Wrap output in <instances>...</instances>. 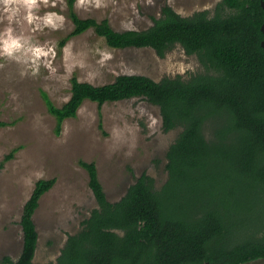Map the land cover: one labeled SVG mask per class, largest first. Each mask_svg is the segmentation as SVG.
Segmentation results:
<instances>
[{
	"label": "trees",
	"instance_id": "trees-1",
	"mask_svg": "<svg viewBox=\"0 0 264 264\" xmlns=\"http://www.w3.org/2000/svg\"><path fill=\"white\" fill-rule=\"evenodd\" d=\"M75 3L69 0L75 27L62 46L89 29L113 48H152L160 57L179 44L198 56L206 72L160 81L123 74L104 85L74 77L71 98L62 107L44 94L57 135L87 100L101 108L143 98L160 108L166 132L181 129L167 152L168 180L160 189L144 172L112 202L96 163L80 161L98 206L68 237L54 264H241L264 257L262 0H221L213 15L201 10L183 16L167 5L151 27L123 32L107 19L81 18ZM55 183L54 178L36 183L21 219L22 253L17 261L6 257V263L33 264L39 242L34 215Z\"/></svg>",
	"mask_w": 264,
	"mask_h": 264
},
{
	"label": "rangeland",
	"instance_id": "rangeland-1",
	"mask_svg": "<svg viewBox=\"0 0 264 264\" xmlns=\"http://www.w3.org/2000/svg\"><path fill=\"white\" fill-rule=\"evenodd\" d=\"M220 1L85 0L80 4L76 0L75 11L83 19H107L123 32L151 27L167 5L190 16L201 10L214 14ZM29 13L31 22L25 19ZM8 27L20 37L21 47L11 55L0 52V121L6 123L0 126V264H9L6 257L18 260L24 206L40 179L53 178L55 185L42 196L34 215L39 242L33 264H54L68 237L82 229L98 206L89 173L80 161L96 163L112 202L119 201L144 172L155 178L160 189L168 180L167 152L181 129L166 132L159 107L143 98L109 102L101 108L87 100L57 135V121L44 94L62 107L71 98L74 77L104 85L123 74L147 75L156 81L188 79L206 68L179 44L160 57L152 48H113L94 29L62 46L75 27L69 0H36L33 8H21L15 22L0 20V34Z\"/></svg>",
	"mask_w": 264,
	"mask_h": 264
},
{
	"label": "clouds",
	"instance_id": "clouds-1",
	"mask_svg": "<svg viewBox=\"0 0 264 264\" xmlns=\"http://www.w3.org/2000/svg\"><path fill=\"white\" fill-rule=\"evenodd\" d=\"M36 0H0V20L6 19L9 23L16 21V18L21 13V8H33ZM85 0H79L83 4ZM99 3V0H98ZM25 19L31 22V13ZM14 29L8 27L2 34H0V52L5 55H11L21 47V39L15 36ZM39 55V50L37 49ZM155 123V121H153ZM130 154V153H129Z\"/></svg>",
	"mask_w": 264,
	"mask_h": 264
},
{
	"label": "water",
	"instance_id": "water-1",
	"mask_svg": "<svg viewBox=\"0 0 264 264\" xmlns=\"http://www.w3.org/2000/svg\"><path fill=\"white\" fill-rule=\"evenodd\" d=\"M262 6L264 7V0H262ZM262 31L264 33V25L262 27ZM262 46L264 48V40L262 42ZM160 114H161V112H160ZM161 118H162V116H161ZM205 264H207V263H205ZM241 264H264V257H260V258L253 259V260H249V261L243 262Z\"/></svg>",
	"mask_w": 264,
	"mask_h": 264
},
{
	"label": "flooded vegetation",
	"instance_id": "flooded-vegetation-1",
	"mask_svg": "<svg viewBox=\"0 0 264 264\" xmlns=\"http://www.w3.org/2000/svg\"><path fill=\"white\" fill-rule=\"evenodd\" d=\"M210 14H211V11H210ZM211 15H213V14H211ZM193 55H196V54H193ZM199 59V58H198ZM202 64V63H201ZM203 65V64H202ZM201 73V72H200ZM203 73V72H202ZM196 74H198V73H196ZM194 75V74H193ZM177 77V76H176ZM183 77V76H182ZM191 77V76H190ZM189 77V78H190ZM185 78V77H184ZM186 79V78H185ZM36 256V255H35Z\"/></svg>",
	"mask_w": 264,
	"mask_h": 264
}]
</instances>
